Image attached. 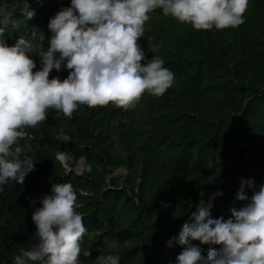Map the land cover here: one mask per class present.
I'll list each match as a JSON object with an SVG mask.
<instances>
[{"label":"trees","instance_id":"16d2710c","mask_svg":"<svg viewBox=\"0 0 264 264\" xmlns=\"http://www.w3.org/2000/svg\"><path fill=\"white\" fill-rule=\"evenodd\" d=\"M9 2L23 7L25 0ZM28 3L36 16L10 29L8 43L35 31L46 49L50 19L71 0ZM138 44L147 60L165 61L172 86L163 97L145 94L128 111L81 106L68 120L50 109L45 122L25 129L30 139L20 144L37 164L23 185L10 181L0 192V264H13L21 248L38 242L28 197L50 194L53 183H70L77 192L88 229L81 247L91 252L84 264L109 254L119 255L121 264H175L182 249L168 241L199 206L201 192L205 202L223 192L212 215L227 219L243 206L235 198L241 178L264 183V0H250L245 23L222 31H197L157 9ZM34 59L39 70V55ZM68 74L53 70L50 79ZM61 129L70 142L57 139ZM118 170L126 174L114 176Z\"/></svg>","mask_w":264,"mask_h":264},{"label":"clouds","instance_id":"9594fccd","mask_svg":"<svg viewBox=\"0 0 264 264\" xmlns=\"http://www.w3.org/2000/svg\"><path fill=\"white\" fill-rule=\"evenodd\" d=\"M249 2L71 0L70 6L50 19L51 36L44 49L39 43L44 38H38L35 31L31 38L20 36L9 45L10 29L18 30L36 11L28 0L23 7L0 0V192L10 181L23 185L35 170L37 163L28 154V145L21 146L20 141L30 139L25 129L45 122L50 109L71 120L81 106L111 104L128 111L136 108L145 94L165 95L174 74L161 57L147 60L138 44L157 9L164 17L197 31H222L245 23ZM37 55L39 70L34 59ZM62 69L68 70L67 78L50 79L53 70ZM57 139L70 142L72 138L61 129ZM200 196L199 206L178 236L168 241L169 247L176 243L182 249L175 264H264V183L257 186L254 180L241 178L235 198L243 206L232 208L227 219L212 215L214 201L223 192L212 193L207 202L205 193ZM28 200L35 209L32 239L38 242L21 248L13 264H83L81 256L90 257L91 252L81 247L88 229L84 214L78 211L81 204L73 185L53 183L50 194ZM37 203L41 206L35 207ZM105 244L110 249L119 246L115 240H105ZM96 264H121V257L100 255Z\"/></svg>","mask_w":264,"mask_h":264},{"label":"rangeland","instance_id":"374dc122","mask_svg":"<svg viewBox=\"0 0 264 264\" xmlns=\"http://www.w3.org/2000/svg\"><path fill=\"white\" fill-rule=\"evenodd\" d=\"M157 23V21H156V19H154V20H152L151 22H150V27H153V25L154 24H156ZM78 167H79V169L80 170H83L84 168H85V162L84 161H80L79 163H78ZM123 174H126V171H124V170H118L115 174H114V176H122ZM83 256H81V260L83 261ZM84 264V263H83Z\"/></svg>","mask_w":264,"mask_h":264},{"label":"water","instance_id":"95a60500","mask_svg":"<svg viewBox=\"0 0 264 264\" xmlns=\"http://www.w3.org/2000/svg\"><path fill=\"white\" fill-rule=\"evenodd\" d=\"M63 156H66V155H63ZM63 156H60V157H59V160L63 163V165L65 166L66 169H68V170L71 171L70 167H69L68 165H66V164L62 161V157H63ZM83 170H84V169H83Z\"/></svg>","mask_w":264,"mask_h":264},{"label":"bare ground","instance_id":"6f19581e","mask_svg":"<svg viewBox=\"0 0 264 264\" xmlns=\"http://www.w3.org/2000/svg\"><path fill=\"white\" fill-rule=\"evenodd\" d=\"M68 158H67V156H63L62 157V161L66 164V165H68Z\"/></svg>","mask_w":264,"mask_h":264}]
</instances>
